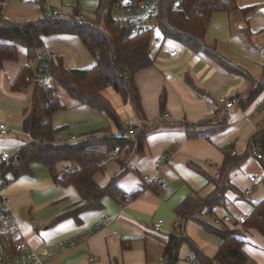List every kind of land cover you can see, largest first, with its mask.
Returning <instances> with one entry per match:
<instances>
[{"label":"crops","instance_id":"0c3cea01","mask_svg":"<svg viewBox=\"0 0 264 264\" xmlns=\"http://www.w3.org/2000/svg\"><path fill=\"white\" fill-rule=\"evenodd\" d=\"M235 2L237 9L213 13L205 39L227 62L259 80L264 72V0ZM97 5L98 0H5L3 13L10 21L22 24L44 17L48 7L64 16L77 9L91 17ZM243 9H248L245 14ZM246 26L251 33L248 40L242 36ZM41 40V46L52 52L67 71L89 69L96 64V54L76 34H50ZM175 43L169 47H164L165 41L151 45L152 65L134 75L142 108L140 116L111 87L120 101L103 93L121 126L58 85L57 96L63 107L51 118L52 127L60 130L58 137L67 138L70 133L73 139L69 141H78L105 130L119 135L138 122L146 130L142 151L137 152L136 144L126 145L94 173L99 186L122 173L116 186L123 197L104 195L99 208L75 214L73 209L84 202L79 192L73 184L55 182L42 163H31L27 173L14 179L8 176L3 192L5 188L21 237L37 253L43 252L45 245H53L56 252L50 264H162L159 258L164 257L165 245L175 233L183 241L174 264H197L191 245L208 258L216 254L220 238L191 219L177 225L176 209L187 197L203 198L214 190L212 179H217L228 147L237 154L247 151L252 135L264 128V92L247 109L236 105L223 108L217 98L246 94L249 80L203 53ZM169 48L177 50L176 57L168 56ZM28 57L26 48L18 44L17 57L3 61L0 67V122L8 128L6 133H0V151L16 153L28 140L23 120L33 108L34 86H16ZM208 101L217 107L215 112ZM165 114L167 118L159 120ZM221 115L227 121L224 127L213 122L200 126L195 136L186 135L185 123ZM137 129L136 134L140 131ZM263 161L251 155L231 171L224 204L213 210L219 216L232 217L227 225L242 233L247 264H264V237L254 228L242 227L237 217H245L252 205L264 197ZM62 167L63 163L58 162L57 168ZM246 189L250 190L248 194L244 193ZM126 196L131 198L129 202L122 201ZM62 213L68 214L55 221ZM202 217L211 222L210 216ZM156 219L163 220L158 230L153 225ZM64 239L72 243L60 248Z\"/></svg>","mask_w":264,"mask_h":264},{"label":"trees","instance_id":"16d2710c","mask_svg":"<svg viewBox=\"0 0 264 264\" xmlns=\"http://www.w3.org/2000/svg\"><path fill=\"white\" fill-rule=\"evenodd\" d=\"M5 0H0V67L5 60L17 57V45H23L28 56L41 46L42 36L56 33H71L79 36L87 49L96 54V64L89 69L65 70L54 58L50 71L58 85L81 103L91 105L102 111L114 124L121 126L116 113L103 96V90L111 87L119 94L123 101L129 102L140 116L142 108L134 82L136 72L152 65L150 56V32H140L131 35L127 25H120L112 18V8L117 0H98L93 17L85 16L81 24L74 20L75 9L70 15L63 17H42L35 21L22 24L10 21L4 16ZM178 6L175 7V6ZM235 0H179L176 4L172 0H159L156 12L158 31L165 38L180 43L194 52H201L226 70L246 77L250 87L246 94L237 95L236 106L247 109L264 92V72L259 80L252 79L239 66L231 64L216 50L215 45L205 39V32L211 16L219 11L237 9ZM248 9H243L245 14ZM243 39L251 36L247 26L242 31ZM30 72L23 67L16 82V86L26 85L24 77ZM54 89L34 86L33 108L23 120V130L28 134V140L19 147L16 154L8 163H0V171L14 179L29 171V165L39 162L46 165L52 178L58 183H70L75 186L84 201L74 211L96 209L101 206L104 195L121 196L116 186L122 173L113 175L108 183L99 186L93 179L95 172L104 168L108 160V153L119 150L126 145L136 144V150L142 151L145 130L129 138L122 133L117 135L107 130L90 133L78 141H69L66 137H58L59 129L51 124L52 115L63 105L53 94ZM214 122L219 128L227 124L225 116L221 115L211 120L185 123L184 130L188 137L195 136L197 129L204 124ZM137 128V125H135ZM256 147L264 155V128L255 132L249 142L247 151L237 154L232 149H226L221 169L217 179H212L214 190L203 198L187 197L177 207V225H182L191 219L203 228L220 238L218 250L212 258L195 251L194 260L197 264H247L248 255L243 248L242 233L226 223L212 224L203 215L210 216L214 208L224 204V193L229 188L228 174L239 168L251 156L250 150ZM255 156V155H254ZM263 160V159H260ZM62 162V169L57 163ZM68 167L69 172H62ZM264 169V161H263ZM73 212V211H71ZM69 213V212H68ZM68 213H62L55 219L59 220ZM244 228H254L264 237V197L252 205L251 211L245 215ZM183 237L172 234L164 248V264H174L177 260V250ZM122 247H125L122 244Z\"/></svg>","mask_w":264,"mask_h":264},{"label":"built area","instance_id":"2783aa9c","mask_svg":"<svg viewBox=\"0 0 264 264\" xmlns=\"http://www.w3.org/2000/svg\"><path fill=\"white\" fill-rule=\"evenodd\" d=\"M159 0H117L112 8V18L120 25H127L131 35L140 32H150V46L156 43H164L165 37L160 34L156 24V12L157 4ZM176 4L179 0H172ZM175 6V5H174ZM178 8V6H175ZM46 17H63L62 13L55 8L48 7ZM86 14L82 11H78L74 14V20L76 23L81 24ZM264 50V48H261ZM169 57H176L177 50L175 48H169L167 50ZM55 56L52 52L46 50L44 46L38 47L27 59L26 67L30 72L24 77V81L32 86H41L45 89H54L53 94H57V82L54 80L50 71L51 62ZM209 106L213 112L217 107L213 102L208 101ZM217 103L221 104L223 108H232L237 103V98L234 96H219ZM262 102H259L257 106L260 107ZM167 118V115H161L159 120ZM137 128L141 129V122H138ZM135 126L127 127L122 133L124 136L133 138L136 135L137 129ZM7 125L4 122H0V133L7 132ZM69 140L73 139L72 134H68ZM228 149V148H227ZM230 149V148H229ZM16 153H10L7 150L0 151V163H8L13 155ZM251 155H255L259 159H264V155L257 150L256 147H252L250 150ZM117 156L116 150H112L108 153V157L112 158ZM62 172H69V168H63ZM217 176V174H216ZM145 179H147L145 177ZM254 180V177L250 178ZM9 182V177L0 171V264H50V259L56 252V248L53 245H45L43 252H35L30 245L23 240L18 230L16 219L13 215L9 201L6 195L3 193V187ZM250 192L249 189L244 191L245 194ZM121 200L120 198H117ZM130 197L126 196L122 199L123 202H129ZM211 222L214 224H222L230 222L232 217L229 214L222 216L213 213L210 215ZM244 216H238V223L244 222ZM105 222V221H104ZM103 222V224H104ZM101 225V224H100ZM100 225L95 228L98 229ZM154 228L160 229L163 225L162 219L154 220ZM176 225V223L174 224ZM72 241L62 240L60 248L71 244ZM159 261L162 264L166 262L164 257H160Z\"/></svg>","mask_w":264,"mask_h":264},{"label":"rangeland","instance_id":"374dc122","mask_svg":"<svg viewBox=\"0 0 264 264\" xmlns=\"http://www.w3.org/2000/svg\"><path fill=\"white\" fill-rule=\"evenodd\" d=\"M91 17H93V16H91ZM173 44L176 45L175 41L171 40L170 38H166V39H165L164 47H169V46H171V45H173ZM56 89L59 90L60 88L57 86ZM103 93H105L109 98L112 97V96H116L115 93H114V91H113L110 87L104 89V90H103ZM116 98H117L118 101H120V98H119L118 96H116ZM208 124H209V122H208ZM228 149H229V147H228ZM254 160H256V159L254 158ZM261 179H262V176H261ZM258 180L260 181V179H258ZM261 181H262V180H261ZM4 192H5V188H4ZM4 192H3V193H4ZM241 228H242V227H241ZM237 229H238V228H237Z\"/></svg>","mask_w":264,"mask_h":264}]
</instances>
